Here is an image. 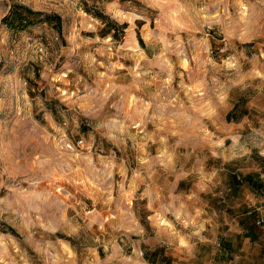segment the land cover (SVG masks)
I'll return each mask as SVG.
<instances>
[{"label":"rangeland","instance_id":"rangeland-1","mask_svg":"<svg viewBox=\"0 0 264 264\" xmlns=\"http://www.w3.org/2000/svg\"><path fill=\"white\" fill-rule=\"evenodd\" d=\"M263 83L264 0H0V264H146L242 179Z\"/></svg>","mask_w":264,"mask_h":264},{"label":"crops","instance_id":"crops-1","mask_svg":"<svg viewBox=\"0 0 264 264\" xmlns=\"http://www.w3.org/2000/svg\"><path fill=\"white\" fill-rule=\"evenodd\" d=\"M255 112L264 115V83L258 99L244 96L225 113L230 131L246 126L263 135L256 142L258 149L247 156L242 179L232 172L231 181L223 184L213 180L198 184L197 200L208 211L196 218L194 230L168 232L162 244L145 249L146 264H264V223H258L264 219V211L259 210L264 205V120L251 121Z\"/></svg>","mask_w":264,"mask_h":264},{"label":"built area","instance_id":"built-area-1","mask_svg":"<svg viewBox=\"0 0 264 264\" xmlns=\"http://www.w3.org/2000/svg\"><path fill=\"white\" fill-rule=\"evenodd\" d=\"M259 210H261L263 212L264 211V205L263 206H260ZM258 223L259 224H263L264 223V219L261 218Z\"/></svg>","mask_w":264,"mask_h":264}]
</instances>
